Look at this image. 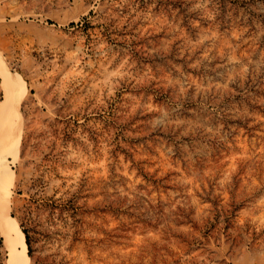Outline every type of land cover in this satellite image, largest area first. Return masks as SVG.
Masks as SVG:
<instances>
[{
    "label": "rangeland",
    "instance_id": "1",
    "mask_svg": "<svg viewBox=\"0 0 264 264\" xmlns=\"http://www.w3.org/2000/svg\"><path fill=\"white\" fill-rule=\"evenodd\" d=\"M0 54L29 264H264V0H0Z\"/></svg>",
    "mask_w": 264,
    "mask_h": 264
},
{
    "label": "bare ground",
    "instance_id": "2",
    "mask_svg": "<svg viewBox=\"0 0 264 264\" xmlns=\"http://www.w3.org/2000/svg\"><path fill=\"white\" fill-rule=\"evenodd\" d=\"M0 72L6 89V98L0 110V155L3 162L0 175V227L9 247V264H29L24 233L9 214L10 186L14 181V173L7 164V156L10 155L12 148L17 151L20 138L19 103L24 94V87L20 78L10 72L1 54Z\"/></svg>",
    "mask_w": 264,
    "mask_h": 264
},
{
    "label": "trees",
    "instance_id": "3",
    "mask_svg": "<svg viewBox=\"0 0 264 264\" xmlns=\"http://www.w3.org/2000/svg\"><path fill=\"white\" fill-rule=\"evenodd\" d=\"M27 237H28V235H27ZM1 240H2V238H1V236H0V243H1ZM1 264V263H0Z\"/></svg>",
    "mask_w": 264,
    "mask_h": 264
}]
</instances>
